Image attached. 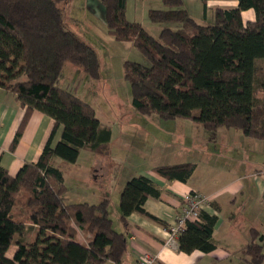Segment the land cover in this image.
Listing matches in <instances>:
<instances>
[{
  "label": "trees",
  "instance_id": "trees-1",
  "mask_svg": "<svg viewBox=\"0 0 264 264\" xmlns=\"http://www.w3.org/2000/svg\"><path fill=\"white\" fill-rule=\"evenodd\" d=\"M66 1L0 0V88L13 92L24 107L11 148L32 111L54 120L36 161L24 163L14 175L0 165V264H124L127 243L112 226L108 200L68 202L62 171L53 164L55 157L75 162L82 150L106 152L111 139L110 126L99 120L94 107L58 85L68 64L82 69L86 78L100 79L95 49L64 25ZM99 2L108 33L132 43L150 62L123 64L136 112L188 118L207 130L225 126L264 139V0L216 7L207 23L197 22L183 0H162V7L147 12L150 21L160 24L157 36L127 18L126 0ZM247 10L252 18L245 17ZM195 166L185 161L152 170L185 182ZM149 196L158 198L160 190L147 175L125 182L119 194L123 224L133 212L164 224L145 210ZM216 220L202 209L198 219H187L177 249L212 250ZM13 242L16 248L8 256ZM242 253L251 264H264V237L254 235Z\"/></svg>",
  "mask_w": 264,
  "mask_h": 264
},
{
  "label": "crops",
  "instance_id": "crops-1",
  "mask_svg": "<svg viewBox=\"0 0 264 264\" xmlns=\"http://www.w3.org/2000/svg\"><path fill=\"white\" fill-rule=\"evenodd\" d=\"M90 1L94 13L91 15L92 17H86L84 26L88 24L94 35H102L104 26L106 28L103 6L99 0ZM191 1L194 5H200L202 17L209 22L213 20L214 9L216 7H234L238 3V0H206L205 4L201 0ZM183 2L184 5L187 4L186 0H183ZM128 4L129 1L126 0L125 13L129 19L130 15H134L133 13H137L139 9L135 6L132 11ZM73 5L72 0H67L63 5L64 25L66 29L72 31L80 39L92 46L91 42L86 40L83 32L77 28L78 24H81V21L74 16L72 12ZM159 7L151 6L148 9ZM186 8L188 9L187 6ZM144 9H146L145 6H142L141 12ZM244 15L246 18H252L253 12L247 10L244 11ZM130 19L138 21V18ZM96 21H98V28L94 26ZM23 114L24 107L16 99L14 93L0 88V165L6 168L12 175L24 163L37 160L54 126L52 118L40 111H32L18 138L17 144L14 148H11V142ZM153 118L155 117L152 115H132L122 117L120 122H125L124 125L127 129L131 127V122L140 120L152 121L154 120ZM158 118L161 117L158 116ZM183 119L180 122H183V125L187 126L186 124L189 123L185 120L188 118ZM163 120H165L163 121L165 124H169V122H173L175 119L163 118ZM109 126L112 138V126ZM222 128L223 126L217 128V130H222ZM227 128L220 132L219 136L221 140L227 138L235 141L234 136L236 135L239 140L238 144L243 148L249 150L252 147H256L262 153L264 152V139L246 136L242 131L235 128L234 130ZM61 129V125L56 128L53 143L59 139ZM144 130L146 128H142L143 136L146 137L150 132H144ZM187 137L186 135L182 137L181 146L177 147L178 149L180 148L177 151L180 154H184V151L187 150V154L191 151L194 157H196L192 160L196 165L195 169L187 181L166 179L152 170V167L155 165L145 168H135L128 173L129 176L132 173V175H147L159 188L160 196L158 198L149 196L144 202V208L150 214L161 219L164 224L138 212H133L128 216L127 224H123L120 220L121 232L124 234L127 243L123 257L124 264H134L143 252L156 253L157 264H251L242 253V247L254 235H258V240L260 239L259 236L262 235L264 237V161L260 164L256 161H247V154L242 156L238 154V157L234 159L238 163H235V167L230 168L233 166L232 163L229 165L232 160L224 154V160L221 165L214 164L216 157L221 154L214 156L211 152L212 149L208 148V151L207 148H202V145L194 144L195 140L193 142L189 140L188 142L191 143L185 144ZM158 138L155 137V140L159 144L160 139ZM234 143L231 142L230 145L234 147ZM55 160L56 157L53 161ZM185 161L190 160H180V162ZM200 163H203L201 168ZM248 164H250L249 167H247ZM99 170H101V167L97 166L95 171ZM63 179L65 180L64 177ZM189 191H198L206 195L208 201L202 210L217 216L212 233L214 248L208 252L194 250L190 253H185L179 251L176 246L164 244L165 229L180 211L183 194ZM78 239L82 241L83 237L78 234ZM103 264H110V262L107 261Z\"/></svg>",
  "mask_w": 264,
  "mask_h": 264
},
{
  "label": "rangeland",
  "instance_id": "rangeland-1",
  "mask_svg": "<svg viewBox=\"0 0 264 264\" xmlns=\"http://www.w3.org/2000/svg\"><path fill=\"white\" fill-rule=\"evenodd\" d=\"M127 1H129L128 5L132 11L135 6L139 9L137 13L134 12V15H130V18H138V21L150 34L157 36L160 24L149 20L147 9L151 6L162 7V0ZM72 2L74 4L72 12L81 21L77 28L83 32L86 40L91 42L98 55L100 79L96 81L86 78L82 69L68 64L63 70L58 85L71 89L77 96L89 102L94 107L97 117L102 122L112 126V138L106 152L82 150L75 162H68L59 157L53 161V164L62 171L65 178V196L68 202L95 203L107 199L112 226L121 232L119 194L125 182L133 174L129 176L128 173L140 167L180 162V160L185 159L194 160L196 157L191 151L188 154L187 150L184 151V154L177 152L180 150L177 147L181 146L182 137L185 135L188 136L185 144L195 140L194 144H200L202 148L205 147L208 151V148L212 149L211 152L214 156L221 154L216 157L214 164L221 165L224 154L232 160L229 165L232 163L233 166L230 168L235 167V163H238L237 160H234L238 154L240 156L247 154V161H256L259 164L264 161V152L262 153L256 147L249 150L243 148L238 144L239 140L236 135L234 136L235 141L227 138L221 140L219 134L226 129L225 126L222 130H207L201 123L189 119L185 120L189 124L184 126V123L180 122L184 119L179 117L173 118L175 119L173 122L165 124L163 118H158L157 115L152 114L155 117L154 120L134 121L130 123L131 127L126 129L125 122H120L121 118L141 114L136 112L131 105L130 84L124 76L123 64L125 60L137 61L147 65L150 62L132 43L116 40L107 32L105 26L102 35H94L88 24L84 26L86 17H92L91 15L94 13L91 1L72 0ZM186 2L185 6L188 7L190 14L197 22H209L202 17L200 5H194L191 0L190 2L186 0ZM142 6H145L146 9L141 12ZM94 26L99 27L98 21L95 22ZM142 128H146L144 132H150L146 137L143 136ZM232 129L234 130V128ZM155 137H159V144ZM189 140L191 142H188ZM231 142H235L234 147L230 145ZM97 166L101 167V170L95 171ZM202 166L203 163H200V168ZM249 166L250 164L247 165V167ZM231 171L233 172V170ZM15 248L16 243L13 242L6 254L12 256Z\"/></svg>",
  "mask_w": 264,
  "mask_h": 264
},
{
  "label": "built area",
  "instance_id": "built-area-1",
  "mask_svg": "<svg viewBox=\"0 0 264 264\" xmlns=\"http://www.w3.org/2000/svg\"><path fill=\"white\" fill-rule=\"evenodd\" d=\"M208 197L198 191H189L182 196V207L173 221L165 229L164 244L177 247V237L187 219H198L200 210L206 205ZM134 264H157V254L143 252Z\"/></svg>",
  "mask_w": 264,
  "mask_h": 264
},
{
  "label": "water",
  "instance_id": "water-1",
  "mask_svg": "<svg viewBox=\"0 0 264 264\" xmlns=\"http://www.w3.org/2000/svg\"><path fill=\"white\" fill-rule=\"evenodd\" d=\"M262 238H263V236L261 235V236H260V239H262Z\"/></svg>",
  "mask_w": 264,
  "mask_h": 264
}]
</instances>
